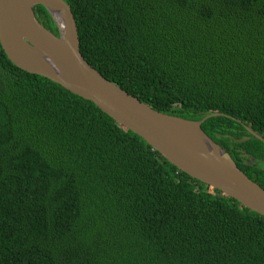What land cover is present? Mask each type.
Listing matches in <instances>:
<instances>
[{
    "label": "trees",
    "instance_id": "obj_1",
    "mask_svg": "<svg viewBox=\"0 0 264 264\" xmlns=\"http://www.w3.org/2000/svg\"><path fill=\"white\" fill-rule=\"evenodd\" d=\"M64 1L91 67L158 112L222 114L203 131L264 189V0ZM0 264H264V218L0 45Z\"/></svg>",
    "mask_w": 264,
    "mask_h": 264
},
{
    "label": "water",
    "instance_id": "obj_2",
    "mask_svg": "<svg viewBox=\"0 0 264 264\" xmlns=\"http://www.w3.org/2000/svg\"><path fill=\"white\" fill-rule=\"evenodd\" d=\"M35 6L45 8L57 34L38 21ZM0 45L17 68L92 102L179 171L264 218V189L202 129L208 119L222 114H209L199 121L164 114L105 79L82 56L77 24L64 0H0Z\"/></svg>",
    "mask_w": 264,
    "mask_h": 264
}]
</instances>
